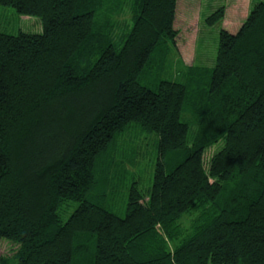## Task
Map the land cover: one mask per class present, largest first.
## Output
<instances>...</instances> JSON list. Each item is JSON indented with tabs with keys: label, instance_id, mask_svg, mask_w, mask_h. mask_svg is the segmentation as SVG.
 Returning a JSON list of instances; mask_svg holds the SVG:
<instances>
[{
	"label": "trees",
	"instance_id": "16d2710c",
	"mask_svg": "<svg viewBox=\"0 0 264 264\" xmlns=\"http://www.w3.org/2000/svg\"><path fill=\"white\" fill-rule=\"evenodd\" d=\"M177 1L0 0L42 27L0 32V264H264V0L173 81ZM130 130L155 148L143 189L117 159Z\"/></svg>",
	"mask_w": 264,
	"mask_h": 264
},
{
	"label": "rangeland",
	"instance_id": "374dc122",
	"mask_svg": "<svg viewBox=\"0 0 264 264\" xmlns=\"http://www.w3.org/2000/svg\"><path fill=\"white\" fill-rule=\"evenodd\" d=\"M261 1L263 0H178L173 25L174 29L178 31V35L163 64V72L166 78L173 81H179V79L183 81L182 77L189 67L212 68L218 49L220 30H225L231 34L236 33L253 6ZM220 9L224 11L223 18L213 26H208L207 19ZM129 18L127 10L113 16V19L119 23L116 24L114 33H125ZM41 30L42 27L37 18L19 16L14 9L0 6V32L17 35L19 32L40 33ZM135 147L139 149L145 147L148 153L147 158L139 162V159L137 160L133 155ZM214 148L216 147H212V149ZM118 149L117 159L118 161L122 159L123 170L127 173L124 182H129L134 175L133 177L137 181L140 180L139 187L141 189L146 188L153 171L151 165L155 162L156 157L152 139L145 138L138 130H130L118 141ZM122 153L124 156H121ZM210 155L211 153L207 157ZM123 179L121 177L120 181L115 179L113 182L114 185H117L118 193L108 205L109 210L120 217L125 215L127 199L126 189L128 185L122 184ZM189 222L188 218L185 219L184 225L188 227ZM13 248L11 244L4 242L1 245L0 254L10 257L13 254Z\"/></svg>",
	"mask_w": 264,
	"mask_h": 264
}]
</instances>
